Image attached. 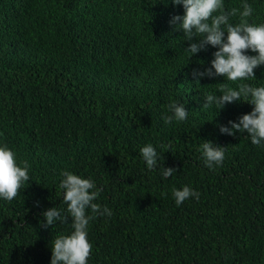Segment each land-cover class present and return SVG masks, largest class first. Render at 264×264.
Returning <instances> with one entry per match:
<instances>
[{"label":"trees","instance_id":"trees-1","mask_svg":"<svg viewBox=\"0 0 264 264\" xmlns=\"http://www.w3.org/2000/svg\"><path fill=\"white\" fill-rule=\"evenodd\" d=\"M223 3L239 10L233 25L244 3L249 23L264 24V0ZM184 15L172 0H0V146L30 165L27 187L0 199V264H51L52 241L72 231L70 217L43 226L50 208L67 215L65 170L92 180L94 203L112 212L88 225L87 264H264V144L219 128L254 105L203 108L223 83L264 86V65L250 81L194 77L218 49L190 57L198 40L170 24ZM173 102L188 116L166 124ZM204 141L227 149L222 165H205ZM148 144L172 177L147 168ZM184 186L199 199L177 206L173 189Z\"/></svg>","mask_w":264,"mask_h":264},{"label":"clouds","instance_id":"clouds-1","mask_svg":"<svg viewBox=\"0 0 264 264\" xmlns=\"http://www.w3.org/2000/svg\"><path fill=\"white\" fill-rule=\"evenodd\" d=\"M173 4H182L184 16H174L170 24L176 25L183 31L184 39L191 42L185 52L190 57L205 50L207 45L217 48L211 67L205 72H194L198 78L223 76L228 81L255 80L254 69L264 65V24L249 23L248 19L253 14V7L243 4V11L239 13L240 23L233 25L230 17L237 15L238 9L225 10L223 0H172ZM225 33H227L225 39ZM197 36L201 37L197 39ZM258 55H246V51ZM214 70V71H213ZM199 80H197V83ZM222 95L207 94L204 96L203 108L215 105L219 110L233 102H246L254 105L253 111L239 118L238 123L229 121L231 128L219 126L222 134L229 136L236 132L247 133L253 145L264 144V86H254L250 83H238L235 88L223 83L220 85ZM172 115L164 116V122L172 123L173 120L182 122L187 119L188 112L184 104L170 103L168 106ZM205 165L209 168L220 166L225 158L226 148L204 141L200 145ZM140 155L146 162L149 170L160 168L164 179L176 173V169L162 167L161 156L153 145L148 144L140 149ZM23 167L17 165L16 154L7 145L0 146V199L14 200L21 188L27 187L30 180L27 161L22 162ZM63 179L59 184L62 190L63 202L67 205V215L59 208H50L43 213L46 220L44 227H50L57 222L67 224L71 218L72 231L65 235H58L52 241L51 264H87L92 251V244L88 240V225L96 216H111L112 212L106 206L94 203L100 196L102 189L90 179L81 178L70 171L61 172ZM173 197L177 206L190 197L199 199V193L188 186L182 189H173ZM88 210L94 215H88Z\"/></svg>","mask_w":264,"mask_h":264}]
</instances>
